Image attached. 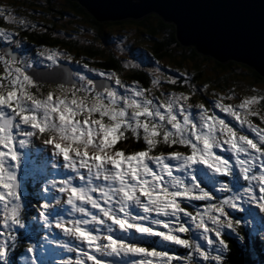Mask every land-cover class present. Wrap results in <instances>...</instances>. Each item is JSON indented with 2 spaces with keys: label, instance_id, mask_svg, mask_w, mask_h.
Here are the masks:
<instances>
[{
  "label": "snow or ice",
  "instance_id": "1",
  "mask_svg": "<svg viewBox=\"0 0 264 264\" xmlns=\"http://www.w3.org/2000/svg\"><path fill=\"white\" fill-rule=\"evenodd\" d=\"M0 18L38 26L8 5ZM24 40L0 27V264H227L226 231L243 242L242 227H264V89L193 102L208 84L187 70L157 66L144 87L57 47L37 49L53 71L36 76Z\"/></svg>",
  "mask_w": 264,
  "mask_h": 264
},
{
  "label": "trees",
  "instance_id": "2",
  "mask_svg": "<svg viewBox=\"0 0 264 264\" xmlns=\"http://www.w3.org/2000/svg\"><path fill=\"white\" fill-rule=\"evenodd\" d=\"M1 2H6L8 6H11L17 17L21 15L29 18L30 21L37 18L35 22L38 26L34 29L24 30L16 24H13L14 29L13 27L11 29L17 31L22 40L26 38L29 45L38 48L57 47L71 53L74 61L80 60L81 64L88 63L94 68L115 70L123 80L128 82L134 80L148 87L151 79L148 68L159 66L167 75H178L176 70L180 72L187 70L188 73L193 74L191 82H198L199 85L205 79L208 86L213 85L218 89H226L229 83H238L245 79L247 81L244 82L248 86L264 89V77L254 68L234 60L222 63L199 53L194 46H183L177 39L174 24L165 23L154 13L140 20L125 18L101 22L87 13L77 2L71 0H0ZM26 7H31L35 15L28 14ZM119 28L127 33L125 40L129 44L124 43L128 56L126 58H123L120 52L110 49L112 44L108 47L112 40L109 34L119 35L121 38L117 30ZM78 31L91 33L92 36L82 38L76 33ZM136 56L144 59L143 62L135 63L139 64V67H134L132 64L124 67L127 61L130 62V58L133 59ZM154 61H158L159 64H154ZM208 63L212 64L211 70L220 74L207 75L205 68ZM75 65L77 64L74 62L71 64L74 67ZM2 67L0 65V71ZM50 83L52 82H45L43 88L49 87ZM171 86L175 89L187 90L186 87L166 84V87L171 88ZM198 95L201 101H206V93H198ZM258 109L264 113V105H259ZM253 119L259 121L258 118ZM133 147H138V145L129 144V148ZM248 230V226L240 229L245 238ZM224 238L226 240L228 238L231 249L227 264H259L260 262L264 264V249L261 246L264 247V242L262 240L258 248L250 250L247 240L241 244L235 238L230 239L227 234ZM23 245L18 244L14 255L23 251ZM173 247L179 255L184 254L183 248Z\"/></svg>",
  "mask_w": 264,
  "mask_h": 264
},
{
  "label": "water",
  "instance_id": "3",
  "mask_svg": "<svg viewBox=\"0 0 264 264\" xmlns=\"http://www.w3.org/2000/svg\"><path fill=\"white\" fill-rule=\"evenodd\" d=\"M97 20H140L157 14L174 24L183 46L208 57L241 62L264 77V0H71ZM220 39L207 42V36Z\"/></svg>",
  "mask_w": 264,
  "mask_h": 264
},
{
  "label": "rangeland",
  "instance_id": "4",
  "mask_svg": "<svg viewBox=\"0 0 264 264\" xmlns=\"http://www.w3.org/2000/svg\"><path fill=\"white\" fill-rule=\"evenodd\" d=\"M75 2V1H74ZM0 5H8L6 2H1L0 3ZM81 6V5H80ZM26 8H28V9H26V12H28V14L29 13H32V14H34L35 15V13H34V10L33 9H31V7H26ZM83 8V7H82ZM84 9V8H83ZM19 17H22L21 15L19 16ZM0 19H2V21L0 22L1 23V27H3V28H5V29H12V27H13V29H14V26H13V23H11V22H5L4 20H3V18H0ZM29 22H35V19H37V18H35L34 20H29V18H26ZM118 31H119V33H120V35H121V38L119 39V40H117L116 39V37L117 36H115L114 34H109V37H111L112 38V40H111V42L108 44V47L110 46V44H112V47L110 48V49H113V51L115 50L116 52H120V54H122L123 55V58H126V57H128L127 55H126V48H125V46H124V43H126V44H129L128 43V41L127 40H125V38H126V34L127 33H125V31H123V30H120V28L119 29H117ZM78 35H80V37H82V38H84V36H86V37H88V36H92L91 35V33H87V32H82V31H78V32H76ZM25 41V40H24ZM26 43H27V41H25ZM33 54H37V49H34V51H33ZM31 56V53H28L27 54V56ZM39 58H41V57H39ZM130 58V57H129ZM130 60V62H132V64H135V63H140V62H143V58H141V57H138V56H136V58H130L129 59ZM137 60V61H136ZM128 62V61H127ZM65 63V62H64ZM160 64H164V63H161L160 62ZM211 66H212V64L211 63H208V65H206V68H205V70H206V74L207 75H213V73L214 74H216V75H218V74H220V73H218V72H215V71H213V70H211ZM75 67H78V68H80V66L79 65H75ZM74 66H71V69H73V71H76V70H78V68H75ZM156 66H154L153 68H151V67H149L148 68V71L150 70V69H154ZM162 71V73L164 74V76L166 77L167 76V74L163 71V70H161ZM170 72V71H169ZM222 74V73H221ZM154 75H156V73L155 72H153L152 73V75H150L151 76V78H152V76H154ZM244 81H247V80H245V79H243V80H240L238 83H229L228 84V87L226 88V89H218V87H214L213 85L212 86H208V89H207V91L205 92L206 93V97H205V100L206 101H204V100H202L201 101V99H200V97H199V95H198V93L192 98L193 99V102H196V101H201V102H204V103H206L207 104V101H208V99H214V97L212 96V93L215 91V92H218V93H226L229 89H235V91L237 92V93H239V94H242L243 92H246V90L248 89V88H250V86H248ZM193 84H195V85H197V86H199V83L198 82H193ZM202 84H207V83H205V79H203L202 81H201V85ZM256 86V85H255ZM164 89H170L169 87H166V84H164L163 86H162ZM171 88H174V87H172L171 86ZM254 88H256V89H258V87L256 86V87H254ZM175 89V88H174ZM175 90H177V91H187V90H179V89H175ZM154 92H156V90L154 89L153 90ZM241 92V93H240ZM157 95L159 94V93H156ZM237 101L236 100H232V101H228V100H226L225 101V103H236ZM257 108H259V105H257L256 106ZM260 110V109H259ZM218 111V110H217ZM261 111V110H260ZM218 115L221 117V118H225V119H227L226 118V114L225 113H220L219 111H218ZM253 119V118H252ZM253 121L255 122V123H257V124H260V121H255L254 119H253ZM261 127H264V125H260ZM234 216H236V217H240L241 216V213H234L233 214ZM245 219H251L250 217H245ZM248 227H249V230H248V232H247V236H246V238H245V240H247V242H248V247H249V249L251 250H255L256 248H258L260 245H261V243H260V241L262 240V238H261V235H262V233H264V227H262L260 224H259V222L257 221V223H255V224H249V225H247ZM54 231H58V230H54ZM43 233H44V231H43ZM33 234H35V233H33ZM226 234L228 235V236H230L231 234L230 233H227V231H226ZM225 234V235H226ZM242 234V233H241ZM22 235H23V233H22ZM243 235V234H242ZM244 236V235H243ZM254 237H256V238H254ZM32 239H33V241H38V240H36V238L34 237V236H32ZM227 240H228V238H227ZM245 240L243 241V242H245ZM39 242H43L42 240H40ZM239 242V241H238ZM243 242H241V244L243 243ZM21 243V242H20ZM20 243H18V244H20ZM22 243L23 244H25L26 243V241H22ZM240 243V242H239ZM262 246V249H264V247H263V245H261ZM25 247L26 246H24V248H23V251L22 252H20V253H18V254H16V255H22V254H25L24 253V249H25ZM52 247H54V246H52ZM38 251H39V249L37 250V252L35 253L37 256H40L39 254H38ZM40 252V251H39ZM177 252V251H176ZM30 255V254H29ZM47 256H49L50 257V259H54V260H60L61 258H64V259H67V256H60V255H52L51 253H49V255H47ZM259 264H263V263H259Z\"/></svg>",
  "mask_w": 264,
  "mask_h": 264
},
{
  "label": "flooded vegetation",
  "instance_id": "5",
  "mask_svg": "<svg viewBox=\"0 0 264 264\" xmlns=\"http://www.w3.org/2000/svg\"><path fill=\"white\" fill-rule=\"evenodd\" d=\"M25 41H26V40H25ZM75 68H78V67H75ZM78 70L86 71V70H84V69H82V68H78ZM87 74H88L89 76H91L90 73H87ZM43 90H44V91H47V90H48V87H44Z\"/></svg>",
  "mask_w": 264,
  "mask_h": 264
}]
</instances>
